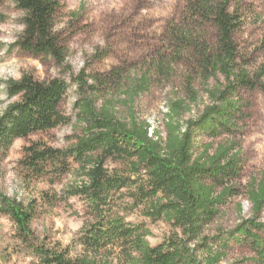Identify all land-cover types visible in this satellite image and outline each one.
<instances>
[{
	"label": "trees",
	"instance_id": "1",
	"mask_svg": "<svg viewBox=\"0 0 264 264\" xmlns=\"http://www.w3.org/2000/svg\"><path fill=\"white\" fill-rule=\"evenodd\" d=\"M22 12L23 29L15 42L7 45L34 56L49 57L63 66L66 46L54 29L57 0H10ZM233 0H184L176 20L167 24L165 42L173 49L177 60L185 56L197 62L203 78L220 73L228 85L224 90H211L212 104L197 120L188 121L185 128L174 122L186 107L184 101L171 105V117L162 139L149 124L137 120L128 106L129 120H120L114 112L108 91L127 82L128 100L146 89L148 78L143 75L124 76L122 68L107 73L81 70L72 77L76 85V117L80 135L67 148H57L40 140L30 141L22 148L18 161L23 181H44L54 184L69 177L62 201L78 198L83 201L86 221L71 243L47 244L36 238L30 223L35 214L34 201L24 202L0 192V214L12 222L15 237L40 264H202L177 235L151 245L143 224L126 221L125 215L137 207L146 208L152 220L167 219L188 239L197 238L203 227L218 213L217 205L231 192L225 186L240 173L238 154L229 147L219 146L207 154L205 146L199 158L193 157L197 134L211 138L228 133L235 125L240 110L235 96L238 87H258L264 92V64L249 78L239 69V53L234 35L244 20ZM215 30L210 42L205 28ZM4 44L0 43V48ZM100 58V56H97ZM4 91L12 100L0 115V159L4 158L16 139L46 132L65 125L69 117L60 109L69 83L60 77L36 79L24 73L20 80L2 81ZM195 95L191 96L194 101ZM123 168L108 169L106 161ZM222 187L219 194H215ZM255 212L264 207V172L250 189ZM129 204L122 205V200ZM229 239L248 243L255 253V264H264V223L251 221L239 226L218 245L228 248ZM204 264H214L222 253L208 247Z\"/></svg>",
	"mask_w": 264,
	"mask_h": 264
},
{
	"label": "rangeland",
	"instance_id": "2",
	"mask_svg": "<svg viewBox=\"0 0 264 264\" xmlns=\"http://www.w3.org/2000/svg\"><path fill=\"white\" fill-rule=\"evenodd\" d=\"M57 1L61 6L54 29L67 50L63 66L49 57L34 56L17 48L8 52L7 45L15 42L22 32V12L10 0H0V43L4 44L0 48V111L13 100L7 98L2 81L13 79L17 74L28 73L40 80L60 77L69 83L60 104L61 111L69 117L68 123L13 142L6 156L0 159V192L24 202L34 201L35 214L30 223L34 236L47 244L66 246L87 219L83 201L60 199L71 179L64 177L54 184L47 180L28 183L20 177L18 161L23 146L30 141L40 140L53 147L67 148L80 135L75 107L77 90L72 77L81 70L107 73L117 67L124 70L125 77L128 69L131 78L145 75L147 87L132 101L128 100L125 81L108 91V98H112L114 112L120 120H129L127 108L130 106L137 120L149 124V134L156 131L162 139L166 136L172 103L184 101L186 108L174 117V122L184 129L188 121L197 120L212 104L210 91L224 90L228 83L220 73L205 80L197 62L186 56L184 60L175 59L173 49L165 42L167 24L178 18L184 0ZM232 9H237L244 20L234 35L238 66L249 78H254L264 64V0H233ZM214 32L213 28H205L210 42L214 40ZM99 40L104 41L103 48L97 43ZM260 82L264 83V76ZM232 98L240 104L233 128L215 138L197 134L194 139V158L201 157L207 145H210L207 154L224 146L230 148L229 154L237 152L240 166L238 177L225 184L232 187L231 192L217 205V215L203 227L200 235L188 239L167 219L147 217L144 207L125 215L126 221L147 228L146 239L151 245L175 235L184 239L202 264L207 261L209 246L213 253H222L214 264H255V253L248 243L229 239L228 248L223 250L218 242L241 225L251 221L264 223V207L255 212L249 196L251 186L264 172V92L258 87H238ZM106 166L110 170L123 168L110 160ZM221 190L222 187L218 188L215 194ZM121 204L127 205L129 201L123 199ZM0 264H40L17 241L12 222L3 214H0Z\"/></svg>",
	"mask_w": 264,
	"mask_h": 264
},
{
	"label": "clouds",
	"instance_id": "3",
	"mask_svg": "<svg viewBox=\"0 0 264 264\" xmlns=\"http://www.w3.org/2000/svg\"><path fill=\"white\" fill-rule=\"evenodd\" d=\"M21 28H23V25L21 26ZM97 43L101 46V48L104 47V41L103 40H99V41H97ZM93 51H95V49H93ZM81 66H82V64H81ZM21 77H22V75L17 74L15 76H13V79L14 80H20ZM13 99L14 100H20V97L19 96H14ZM0 115H3V111H0Z\"/></svg>",
	"mask_w": 264,
	"mask_h": 264
}]
</instances>
